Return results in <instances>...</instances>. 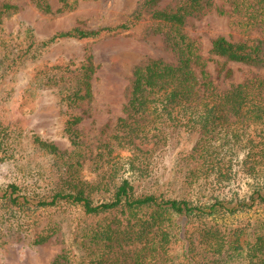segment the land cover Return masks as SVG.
<instances>
[{"label":"trees","instance_id":"1","mask_svg":"<svg viewBox=\"0 0 264 264\" xmlns=\"http://www.w3.org/2000/svg\"><path fill=\"white\" fill-rule=\"evenodd\" d=\"M79 1L58 0L56 9L51 0L35 3L51 13L72 9ZM160 1L145 0L128 22L97 29L75 27L40 41L49 44L66 37L120 33L138 22L143 9H149L152 30L163 32L178 55L176 63L149 58L134 68L124 115L117 120L112 141H106L104 152L99 153L106 175L95 190L104 188L109 196L94 198V186L85 181L66 182L48 197L30 193L28 184H0L4 207L0 217L19 228L31 227V213L63 204L102 216L90 233L88 254L93 257L84 255L69 263L67 252L60 253L52 264H163L166 260V264H264V76L219 90L197 42L183 29L188 17L199 14L212 0H181L172 7H160ZM227 1L240 28L261 34L235 41L224 35L212 39L211 53L223 59L217 69L230 78L234 73L227 66L230 61L264 66V0ZM15 8L4 3L0 15ZM218 11L225 12L221 7ZM27 32L35 37L31 28ZM95 72L94 55L89 52L81 66L79 87L68 94L69 106L92 97ZM83 118L74 114L66 121L74 146L80 145L77 125ZM15 128L14 124L0 126L1 159L12 156L2 151L16 140L11 135ZM184 131L195 132L198 138L183 157L186 168L179 193L170 195L159 190L162 151L175 133ZM33 140L50 153H59L53 142L38 135ZM124 148L126 154L120 152ZM260 208L252 221L234 220ZM56 231L46 225L31 243L43 244Z\"/></svg>","mask_w":264,"mask_h":264},{"label":"rangeland","instance_id":"2","mask_svg":"<svg viewBox=\"0 0 264 264\" xmlns=\"http://www.w3.org/2000/svg\"><path fill=\"white\" fill-rule=\"evenodd\" d=\"M144 1L80 0L72 9L46 13L35 0H0V10L4 3L16 5L0 15V126L14 124L16 131L11 135L17 136L8 150L2 151L12 156L0 158V184H28L30 193L48 197L66 182L85 181L94 186V198L110 195L104 188L95 190V184L106 175L99 153L104 152L106 141H112L117 120L124 115L134 68L149 58L176 63L178 55L163 32L152 30L154 21L149 9H143L138 22L120 33L89 39L66 37L49 44L40 41L75 27L97 29L128 22ZM180 1L161 0L159 6L172 7ZM51 2L54 9L59 6L58 0ZM219 7L225 12H219ZM231 10L229 1L212 0L199 14L189 16L183 26L207 59L206 69L219 90L253 76H264V66L234 61L227 64L234 71L232 77L218 71L217 62L223 59L210 51L213 38L224 35L235 41L261 36L259 30L245 32L240 28ZM29 28L35 33L34 38L29 36ZM89 52L94 55L96 66L91 79L93 95L69 106L68 94L78 89L81 66ZM74 114L84 116L77 125L78 146L72 144L66 130V121ZM35 135L56 144L59 153L39 147L33 140ZM197 138V133L186 131L170 138L162 151L159 190L170 195L179 193V180L186 168L183 157ZM120 152L126 154L127 150ZM176 176L178 182L174 181ZM3 210L0 203V215ZM261 210L243 213L234 220L252 221ZM31 214L29 229L0 217V264H52L57 255L66 252L69 263L80 256L93 257L88 254L92 247L90 233L102 216L88 215L80 206L71 204L45 207ZM46 225L56 227L55 234L43 244H32V236Z\"/></svg>","mask_w":264,"mask_h":264}]
</instances>
